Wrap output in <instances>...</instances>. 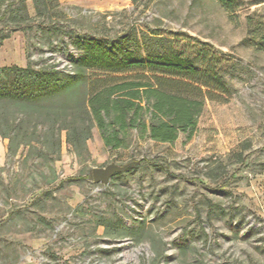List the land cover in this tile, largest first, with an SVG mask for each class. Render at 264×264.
<instances>
[{
    "label": "rangeland",
    "instance_id": "374dc122",
    "mask_svg": "<svg viewBox=\"0 0 264 264\" xmlns=\"http://www.w3.org/2000/svg\"><path fill=\"white\" fill-rule=\"evenodd\" d=\"M58 1L63 30L164 36L218 72L227 93L207 99L193 133L173 142L134 131L127 147L108 149L94 127L75 149L63 130L61 151L41 140L40 156L0 135V264H264V0ZM41 20L13 30L0 17L12 32L0 67L71 68L78 34ZM133 160L108 183L94 181L93 167Z\"/></svg>",
    "mask_w": 264,
    "mask_h": 264
},
{
    "label": "trees",
    "instance_id": "16d2710c",
    "mask_svg": "<svg viewBox=\"0 0 264 264\" xmlns=\"http://www.w3.org/2000/svg\"><path fill=\"white\" fill-rule=\"evenodd\" d=\"M33 3L31 17L26 0H0V17L13 30L33 27L39 17L37 24L53 33L78 34L58 25V0ZM11 33L0 30V45ZM171 43L156 33L78 34L75 46L82 53L67 54L70 69L56 63L0 67V135L9 138L10 149L30 146L43 156L48 153L35 143L43 140L50 153H59L63 130L75 149L86 147L94 127L108 149L127 147L134 131L138 138L159 142L193 133L206 100L227 93V87L218 72L202 70L171 50Z\"/></svg>",
    "mask_w": 264,
    "mask_h": 264
},
{
    "label": "water",
    "instance_id": "95a60500",
    "mask_svg": "<svg viewBox=\"0 0 264 264\" xmlns=\"http://www.w3.org/2000/svg\"><path fill=\"white\" fill-rule=\"evenodd\" d=\"M138 162V160H133L123 165L111 162L105 166H95L92 169L93 179L95 182L108 183L115 174L127 171Z\"/></svg>",
    "mask_w": 264,
    "mask_h": 264
}]
</instances>
